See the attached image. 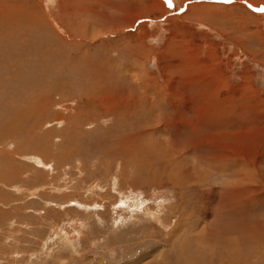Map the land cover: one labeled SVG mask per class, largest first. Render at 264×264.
I'll use <instances>...</instances> for the list:
<instances>
[{"label": "rangeland", "instance_id": "374dc122", "mask_svg": "<svg viewBox=\"0 0 264 264\" xmlns=\"http://www.w3.org/2000/svg\"><path fill=\"white\" fill-rule=\"evenodd\" d=\"M0 68V264H264V0H0Z\"/></svg>", "mask_w": 264, "mask_h": 264}, {"label": "bare ground", "instance_id": "6f19581e", "mask_svg": "<svg viewBox=\"0 0 264 264\" xmlns=\"http://www.w3.org/2000/svg\"><path fill=\"white\" fill-rule=\"evenodd\" d=\"M8 7H9V6H8ZM6 8H7V7H6ZM13 8H14V7H13ZM15 8H16V7H15ZM11 9H12V8H11ZM7 11H8V10H7ZM14 12H15V11H14ZM21 12H22V11H21ZM8 14H9V13H8ZM26 14H27V13H26ZM15 15H17V14H15ZM11 16H12V15H11ZM24 16H25V15H24ZM15 17H16V16H15ZM22 17H23V15H22ZM22 17H21V18H22ZM4 19H5V18H4ZM5 20H6V19H5ZM14 20H15V19H14ZM16 21H17V20H16ZM29 22H30V21H29ZM29 22H28V23H29ZM33 22H34V21H33ZM19 23H21V22H19ZM34 23H35V22H34ZM1 24H2V23H1ZM30 24H31V23H30ZM2 25H3V24H2ZM5 25H6V24H5ZM5 25H3V26H5ZM26 25H27V24H26ZM9 26H10V25H9ZM69 45H70V44H69ZM73 45H74V44H73ZM81 46H82V45H81ZM15 60H16V59H15ZM96 61H97V60H96ZM5 62H6V61H5ZM10 63H11V62H10ZM1 64H2V63H1ZM3 65H4V64H3ZM10 66H11V65H10ZM12 66H13V65H12ZM99 66H100V65H99ZM3 68H4V67H3ZM0 69H2V68H0ZM5 69H6V66H5ZM5 69H4V70H5ZM8 70H9V69H8ZM8 70H7V72H8ZM80 70H81V69H80ZM102 70H103V69H102ZM0 71H1V70H0ZM2 71H3V69H2ZM3 72H4V71H3ZM4 74H5V73H4ZM29 77H30V76H29ZM136 78H137V77H136ZM36 79H37V78H36ZM36 79H35V80H36ZM12 80H13V79H12ZM33 80H34V79H33ZM12 86H13V85H12ZM23 87H24V86H23ZM19 88H20V87H19ZM25 90H26V89H25ZM3 93H4V91L2 92V94H1V93H0V94L3 95ZM86 95H87V94H86ZM3 96H4V95H3ZM14 96H15V94H14ZM17 106H18V105H17ZM12 108H13V107H12ZM14 108H15V107H14ZM15 109H16V108H15ZM22 110H23V109H22ZM1 111H2V110H1ZM11 111H12V110H11ZM7 112H8V110H7ZM16 112H17V111H16ZM18 112H19V111H18ZM5 113H6V112H5ZM9 113H10V112H9ZM11 113H12V112H11ZM16 114H17V113H16ZM18 114H19V113H18ZM18 114H17V115H18ZM3 116H4V115H3ZM3 116H2V117H3ZM9 116H10V115H9ZM14 117H15V116H14ZM3 119H4V117H3ZM3 119H2V120H3ZM13 119H14V118H13ZM9 120H10V119H9ZM5 121H6V119H5ZM158 121H159V119H158ZM10 122H11V121H10ZM14 123H15V122H14ZM6 124H7V123H6ZM8 125H9V124H8ZM10 125H11V123H10ZM16 127H17V125H16ZM0 128H1V127H0ZM9 133H10V131H9ZM12 134H13V132H12ZM1 135H2V134H1ZM8 137H9V136H8ZM40 164H41V163H40Z\"/></svg>", "mask_w": 264, "mask_h": 264}, {"label": "snow or ice", "instance_id": "6c2138e0", "mask_svg": "<svg viewBox=\"0 0 264 264\" xmlns=\"http://www.w3.org/2000/svg\"><path fill=\"white\" fill-rule=\"evenodd\" d=\"M166 2H168V0H166Z\"/></svg>", "mask_w": 264, "mask_h": 264}]
</instances>
